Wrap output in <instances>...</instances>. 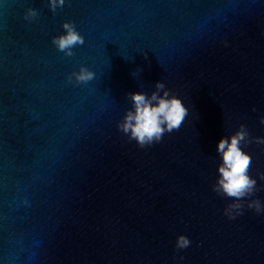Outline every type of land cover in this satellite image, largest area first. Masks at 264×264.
<instances>
[{"label":"water","instance_id":"water-1","mask_svg":"<svg viewBox=\"0 0 264 264\" xmlns=\"http://www.w3.org/2000/svg\"><path fill=\"white\" fill-rule=\"evenodd\" d=\"M157 80L188 114L140 147L117 122ZM262 120L264 0H0V264H264ZM241 124L257 190L230 219L216 143Z\"/></svg>","mask_w":264,"mask_h":264},{"label":"clouds","instance_id":"clouds-1","mask_svg":"<svg viewBox=\"0 0 264 264\" xmlns=\"http://www.w3.org/2000/svg\"><path fill=\"white\" fill-rule=\"evenodd\" d=\"M63 3L64 0H50V7L55 10L57 5ZM27 14L34 16L36 13L34 9L29 8ZM62 27L65 31L54 36L52 40L59 50L71 55L73 46L83 44L84 37L71 21H64ZM72 76L78 82L86 83L93 79L94 73L82 64L79 71L71 73L69 78ZM127 95L130 97L131 107L117 122V127L130 140L134 139L140 147L159 142L164 133L179 129L188 114V108L181 97L171 93L161 80L155 82V89L151 93L132 91ZM247 137V129L241 124L230 134L222 135L216 143V152L220 159L217 164L218 176L212 188L218 194L234 198L223 209V213L230 219L242 214V198L252 196L257 190L256 177L249 174L251 154L242 148ZM256 140L258 143H264V138L256 137ZM261 179H264V174ZM247 207L257 213L264 212V203L256 197L247 201ZM190 243L189 237L180 233L176 237L175 248L184 249Z\"/></svg>","mask_w":264,"mask_h":264}]
</instances>
